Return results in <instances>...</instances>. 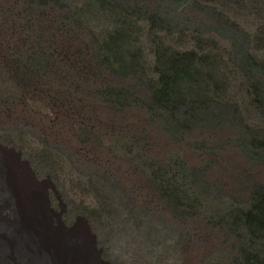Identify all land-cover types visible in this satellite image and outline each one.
I'll return each instance as SVG.
<instances>
[{
    "label": "rangeland",
    "instance_id": "374dc122",
    "mask_svg": "<svg viewBox=\"0 0 264 264\" xmlns=\"http://www.w3.org/2000/svg\"><path fill=\"white\" fill-rule=\"evenodd\" d=\"M0 164V264H264V0H0Z\"/></svg>",
    "mask_w": 264,
    "mask_h": 264
},
{
    "label": "bare ground",
    "instance_id": "6f19581e",
    "mask_svg": "<svg viewBox=\"0 0 264 264\" xmlns=\"http://www.w3.org/2000/svg\"><path fill=\"white\" fill-rule=\"evenodd\" d=\"M5 165H4V168H3V167H1V164H0V175L3 173V169H6ZM10 170H11V167L8 170L9 173H10ZM11 173H12V171H11ZM32 196H33V198H35L34 195H32ZM27 200L28 201L30 200V195L29 196L27 195ZM32 203H33L34 207L36 206L37 209L39 208L40 204H38L36 199L32 200ZM85 231H88V228L85 227ZM43 232H46V231L43 230ZM43 238H46V234L43 235ZM54 242H55L54 243L55 247L53 248L54 252L56 251L55 253L58 254V255H63V254L66 255V252H68L69 259H70V261L65 262L63 260H60L61 258L59 259V257L56 256L57 260L55 259V263L58 261L59 264H91V263L95 264L94 257L90 255L88 242L85 243L86 244L85 247L82 246V245L81 246L79 245L77 247V249L68 248V246L66 245V241L65 240L57 239ZM1 253H2V249L0 248V254Z\"/></svg>",
    "mask_w": 264,
    "mask_h": 264
},
{
    "label": "trees",
    "instance_id": "16d2710c",
    "mask_svg": "<svg viewBox=\"0 0 264 264\" xmlns=\"http://www.w3.org/2000/svg\"><path fill=\"white\" fill-rule=\"evenodd\" d=\"M146 7L150 10V7H149V5L148 4H146ZM150 12L151 13H155L156 15L157 14H165V15H167L168 14V12L166 11V9H164L163 7H161L160 9L159 8H156V9H154V10H150ZM194 51H185V52H183V56L182 57H187L188 55H190L191 53H193ZM188 67H186V69H187Z\"/></svg>",
    "mask_w": 264,
    "mask_h": 264
},
{
    "label": "water",
    "instance_id": "95a60500",
    "mask_svg": "<svg viewBox=\"0 0 264 264\" xmlns=\"http://www.w3.org/2000/svg\"><path fill=\"white\" fill-rule=\"evenodd\" d=\"M19 155H20V153H19ZM25 163H26V165H28V163L26 162V161H24ZM52 186V188L53 189H55V187L53 186V185H51ZM8 200H12V197H10V199H8ZM79 220H81V219H79ZM82 220H84V219H82ZM86 221V220H85ZM86 224H87V221H86ZM88 228H89V226H88ZM90 229V228H89Z\"/></svg>",
    "mask_w": 264,
    "mask_h": 264
},
{
    "label": "flooded vegetation",
    "instance_id": "af4514ba",
    "mask_svg": "<svg viewBox=\"0 0 264 264\" xmlns=\"http://www.w3.org/2000/svg\"><path fill=\"white\" fill-rule=\"evenodd\" d=\"M54 212H55V210H54ZM55 215L57 216L58 214L55 212Z\"/></svg>",
    "mask_w": 264,
    "mask_h": 264
}]
</instances>
